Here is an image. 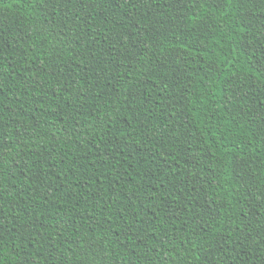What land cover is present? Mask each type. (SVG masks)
<instances>
[{
    "label": "trees",
    "instance_id": "1",
    "mask_svg": "<svg viewBox=\"0 0 264 264\" xmlns=\"http://www.w3.org/2000/svg\"><path fill=\"white\" fill-rule=\"evenodd\" d=\"M0 264H264V0H0Z\"/></svg>",
    "mask_w": 264,
    "mask_h": 264
}]
</instances>
